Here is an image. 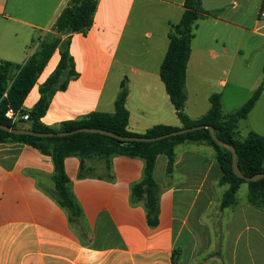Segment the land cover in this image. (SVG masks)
Listing matches in <instances>:
<instances>
[{
	"label": "crops",
	"instance_id": "0c3cea01",
	"mask_svg": "<svg viewBox=\"0 0 264 264\" xmlns=\"http://www.w3.org/2000/svg\"><path fill=\"white\" fill-rule=\"evenodd\" d=\"M67 1L0 0V62L24 65L41 37L52 30ZM256 1L201 0L208 14L194 27L185 90L186 105L193 95L202 97L203 107L206 100L208 108L194 119L185 111L190 120L208 111L212 94H219L223 101L232 68L234 94L239 95L240 76L248 68L239 59L246 47L247 33L264 38L259 33L264 29L259 18L264 2L251 9L247 6ZM183 3L184 0H99L90 29L71 37L69 52L77 75L64 90L54 93L41 123L56 128L92 112L111 114L124 85L130 133L143 135L156 125L181 128L160 80L159 68L167 51L170 26L180 21ZM36 32L42 35L33 45ZM30 45V52H25ZM57 53L56 50L24 100V110L30 111L38 101L39 86L59 61ZM45 71L48 73L42 79ZM222 74L227 80H220ZM257 87L255 81L246 96ZM262 97L264 91L256 104ZM15 121L25 122L19 118ZM86 162L90 171L78 179L79 159L64 160L65 174L82 211V218L70 223L64 210L46 194L53 188L50 158L24 144H0V264H173V252L179 250L178 224L182 223L175 215L177 185L158 183V225L150 228L142 206L130 204V186L141 179L142 161L114 157L108 172L102 160ZM179 162H175L174 175L181 173L177 169ZM162 167L169 179L166 161ZM95 169L101 175H93Z\"/></svg>",
	"mask_w": 264,
	"mask_h": 264
},
{
	"label": "trees",
	"instance_id": "16d2710c",
	"mask_svg": "<svg viewBox=\"0 0 264 264\" xmlns=\"http://www.w3.org/2000/svg\"><path fill=\"white\" fill-rule=\"evenodd\" d=\"M99 0H68L57 16L50 33L39 40L35 52L24 65L0 62V124L13 129H27L38 133H63L77 129H100L124 137H160L180 129L196 126H210L221 141L232 145L237 156V166L245 177L264 174V136L249 132L245 139L236 138L238 123L245 120L254 108L264 85H260L250 98L237 110L222 114L221 97L212 94L208 111L197 120H190L185 114L187 94L185 90L186 70L190 59L191 41L194 27L206 13L202 9L201 0H184V12L177 24L171 25L168 32V47L159 68L160 80L164 84L181 128L156 125L149 128L143 135L133 134L127 130L129 114L125 106L127 90L124 85L114 102L111 114L92 112L86 117L60 123L56 128L41 123L51 97L55 92L64 90L67 82L76 77L74 62L69 52L71 37L74 34L86 33L93 22ZM59 61L39 86V99L30 111L23 109V103L46 64L55 51ZM8 110L14 113L29 114L25 122L11 121L5 117ZM20 143L37 150L41 155L50 158L53 174L50 177L53 188L46 192L64 212L70 223H77L82 218V211L71 191V182L65 174L64 160L74 157L79 159L78 179L85 178L90 168L86 161H104L105 171L110 170L111 159L118 156L139 159L143 163L141 179L130 186V204L142 206L145 211L146 223L150 228L158 225L160 188L154 180L153 173L159 156L166 158V175L172 176L176 162L177 146L194 144L210 147L213 160L218 166L219 186H227L223 193L220 208L237 206L236 194L242 184L248 186L247 203L249 206L264 210V178L255 182H246L237 178L231 167V153L219 147L210 137L207 129H200L186 134L168 137L154 142H118L107 136L78 132L65 137L39 138L28 135H13L0 130V144ZM113 177L108 174V179ZM179 250H174L172 263L176 264Z\"/></svg>",
	"mask_w": 264,
	"mask_h": 264
},
{
	"label": "rangeland",
	"instance_id": "374dc122",
	"mask_svg": "<svg viewBox=\"0 0 264 264\" xmlns=\"http://www.w3.org/2000/svg\"><path fill=\"white\" fill-rule=\"evenodd\" d=\"M262 2L264 0L251 4L247 2V6L251 9ZM262 23L264 20H261ZM259 33L264 34V29H259ZM41 35L40 32L34 34L33 45ZM33 45L27 47L25 52L29 53ZM239 59L248 64V68L240 76V86L244 89L241 88L239 95L234 94L235 72L232 68L221 102L223 115L234 112L250 98L252 94L246 96V93L255 81H258V86L264 85V38L247 33L246 47L242 49ZM47 70L50 71L51 68ZM47 73L45 71L42 79ZM219 78L227 80L223 74ZM204 103L205 107L202 97L194 98L191 95L185 108L186 114L192 119L200 116L208 108V102L205 100ZM249 132L264 136V97L247 118L238 123L236 138L243 140ZM175 153L176 160L180 161L177 169H181V173L173 174L169 179L165 177L162 165L166 158L161 156L155 180L161 184L168 181L175 183L178 188L175 215L182 223L178 224L177 229L179 253L176 263L264 264V210L248 205L247 184H242L236 194L237 207L221 210L220 201L228 187L218 185L220 172L213 160V150L206 146L185 144L177 146ZM92 174L99 176L101 172L95 169Z\"/></svg>",
	"mask_w": 264,
	"mask_h": 264
},
{
	"label": "water",
	"instance_id": "95a60500",
	"mask_svg": "<svg viewBox=\"0 0 264 264\" xmlns=\"http://www.w3.org/2000/svg\"><path fill=\"white\" fill-rule=\"evenodd\" d=\"M200 129H207L209 131L210 137L212 138V140L215 142L217 146L223 147L227 149L228 151H230L232 172L237 178L244 180L246 182H255L259 179L264 178V174H258L253 177H245L244 175H242L237 166V156H236L235 148L232 145L227 144L221 141L220 139H218L214 133V130L210 126H196V127H191L187 129H180L178 131H175V132H172V133L160 136V137L145 138V137H124V136L116 135L112 132H108V131H104L100 129H88V128H82V129H77L71 132H63V133H56V134L38 133V132H33L27 129H13L8 126L0 124V130L13 134V135H28V136H34V137H39V138H46V137H54V136L65 137V136H69L71 134H75L78 132H84V133H93V134L107 136L118 142H154V141L162 140L168 137L182 135V134H186V133L200 130Z\"/></svg>",
	"mask_w": 264,
	"mask_h": 264
},
{
	"label": "built area",
	"instance_id": "2783aa9c",
	"mask_svg": "<svg viewBox=\"0 0 264 264\" xmlns=\"http://www.w3.org/2000/svg\"><path fill=\"white\" fill-rule=\"evenodd\" d=\"M259 18L264 20V11H261L259 14ZM5 117L10 119L11 121H15L17 118H19L22 121H28L29 120V114H19V113H14L12 110H8L5 114Z\"/></svg>",
	"mask_w": 264,
	"mask_h": 264
}]
</instances>
